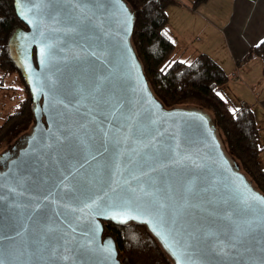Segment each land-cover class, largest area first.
<instances>
[{
	"label": "water",
	"instance_id": "water-1",
	"mask_svg": "<svg viewBox=\"0 0 264 264\" xmlns=\"http://www.w3.org/2000/svg\"><path fill=\"white\" fill-rule=\"evenodd\" d=\"M15 7L36 123L0 167V264H130L114 220L147 225L176 264H264V195L204 113L151 91L126 2Z\"/></svg>",
	"mask_w": 264,
	"mask_h": 264
},
{
	"label": "trees",
	"instance_id": "trees-1",
	"mask_svg": "<svg viewBox=\"0 0 264 264\" xmlns=\"http://www.w3.org/2000/svg\"><path fill=\"white\" fill-rule=\"evenodd\" d=\"M134 13L132 46L141 61L150 89L167 108L186 100L200 102L215 113V120L225 134L230 153L244 167L243 174L252 187L264 195V166L260 156L264 151L261 127L248 102L234 109L232 100L219 91L226 89L229 75L209 54L200 53L191 60L173 58L176 37L169 30L168 7L180 0H124ZM193 7L207 0H191ZM27 29L17 14L15 0H0V88L20 90L22 95L5 118L0 116V148L15 134L23 133L36 123L32 89L23 66L11 54L9 44L18 30ZM33 57L37 60L35 50ZM249 57H260L264 66V39L251 47ZM264 75V70H263ZM12 78V80L9 79ZM17 85V86H16ZM229 98V94L227 93ZM29 134V132H28ZM25 143V142H24ZM235 166L237 169V166ZM238 170V169H237ZM251 177V178H250ZM104 236H110L118 248L119 259L130 264H176L149 227L138 222L104 221Z\"/></svg>",
	"mask_w": 264,
	"mask_h": 264
},
{
	"label": "crops",
	"instance_id": "crops-1",
	"mask_svg": "<svg viewBox=\"0 0 264 264\" xmlns=\"http://www.w3.org/2000/svg\"><path fill=\"white\" fill-rule=\"evenodd\" d=\"M217 4L220 7H217ZM167 14L169 30L176 37L174 59L191 60L200 53H207L226 70L231 62L228 60L230 57L233 61L231 64L236 68H230L227 73L230 78L226 87L229 100H232V90L238 91L240 85L253 89L258 86L261 91L254 92L252 101L248 100L249 97L240 99L236 97V100L239 103L248 102L255 110L256 121L261 127L262 140L264 136V67L263 63H257L258 68L260 67L259 73V69L251 64L255 56L247 55L251 47L258 45L264 39V0H207L197 8L193 7L191 0H180L179 3H173L168 7ZM216 37L227 46L226 48H229L226 56H218L219 50L213 44L217 40H215ZM230 43L236 45L235 48L238 53L240 51L244 59L240 60L235 56ZM257 71L259 79L256 77Z\"/></svg>",
	"mask_w": 264,
	"mask_h": 264
},
{
	"label": "rangeland",
	"instance_id": "rangeland-1",
	"mask_svg": "<svg viewBox=\"0 0 264 264\" xmlns=\"http://www.w3.org/2000/svg\"><path fill=\"white\" fill-rule=\"evenodd\" d=\"M219 4H221V3H219ZM219 4H217V7H220ZM231 25L233 26V24H231ZM215 40H216V42L213 43V44H214V46H216V49L219 50V51H217V52H219L218 53V56H226V54H228V52H229V51H227V49H229V48H226L227 46L223 45V43L221 42V40H219L217 37L215 38ZM230 46H231L230 48H232V50L234 51V54H235V56L237 58H239L240 60L241 59H244V57H242L240 55L241 54L240 51L238 53L237 48H235L236 45H234L233 43L231 45V43H230ZM239 59H237V61ZM228 60H229V62L230 61L231 62H230V65H229L230 67L228 66L227 69H226V72L227 73L229 72V69L230 68H233V69L236 68L235 65L231 64L233 61L231 60L230 57L228 58ZM262 60L263 59L260 58V57H254V59L251 61V64H253V66L257 67V69H259V73H260V67L258 68L257 63L258 64L263 63ZM259 73H258V71L256 72L257 79L260 78L259 77ZM254 74H255V72H254ZM12 78L13 77H11L9 79V82H10V80H12ZM238 89L239 90L238 91L236 90V92L234 90H232V94L233 95H231L232 102H231L230 106L233 109L236 106H238V105L241 104V103L238 102V100H236V97H237V99H240V98H243V97L244 98L249 97L248 100H251L252 101L253 100V94H254V92L257 93V92H260L261 91L258 88V86L253 89V88H248V87H246L244 85H240L238 87ZM219 91L221 93L225 94L226 98L228 99L227 90L226 89L222 90V88H219ZM21 95H22V89L20 90V92H19V90H13V89H10V91L6 92V91H3L0 88V116L1 117L5 118L6 116H8V114L11 113L14 105L17 104L18 100L20 99L19 97ZM175 107L181 108V109H184V110H186V109L187 110H195V111L199 110L202 113H204L208 117V119H210V122L212 123V126H213L216 134L218 135V138H219V140L221 142V145H223V150L225 152V155L228 156V158L231 160L232 164H234V165L237 166V169L241 173L245 172V169H244L243 166H241V163L236 159V157L233 154L230 153L228 144L226 143L225 134H223L222 129L218 127V125L216 123V120H215V113L209 107L208 108L207 107L205 108V107H203V105L200 102L195 101V100L182 101V102H179L178 104H175V106L174 107H171V108H175ZM257 107L260 108L259 106H257ZM260 117H261V115H260ZM28 132H29V134L31 133L29 131V127L26 130H23V133H21L19 135L18 134L12 135V137H10V138H8V139L5 140L3 142L1 148H0V160H2L5 157H9L14 152H16L17 150L20 149L22 147L23 143H24L23 142L24 141V138L29 135ZM261 143L264 146V136H263V139L261 140ZM260 161H261V164L264 166V151L261 153Z\"/></svg>",
	"mask_w": 264,
	"mask_h": 264
},
{
	"label": "flooded vegetation",
	"instance_id": "flooded-vegetation-1",
	"mask_svg": "<svg viewBox=\"0 0 264 264\" xmlns=\"http://www.w3.org/2000/svg\"><path fill=\"white\" fill-rule=\"evenodd\" d=\"M28 30V29H27ZM27 30H25V32H27ZM23 35H26L25 33H22V34H19V36L20 37H22ZM16 42H17V40H16ZM14 55H15V58H16V60L17 61H19L20 62V60H22L23 58L24 59H26V60H32V61H34V63L36 64V61H35V59H34V57H33V54H31L32 52H33V50L32 51H30V52H28V51H26L24 48H23V44L22 43H19V44H15V47H14ZM31 55H30V54ZM17 152V151H16ZM15 153V152H14ZM13 153V154H14ZM13 154L12 155H10V156H13ZM8 157H5L4 159H2L1 160V162H0V167H2L3 165V163H4V161L7 159Z\"/></svg>",
	"mask_w": 264,
	"mask_h": 264
},
{
	"label": "built area",
	"instance_id": "built-area-1",
	"mask_svg": "<svg viewBox=\"0 0 264 264\" xmlns=\"http://www.w3.org/2000/svg\"><path fill=\"white\" fill-rule=\"evenodd\" d=\"M233 75H235V73H233Z\"/></svg>",
	"mask_w": 264,
	"mask_h": 264
}]
</instances>
